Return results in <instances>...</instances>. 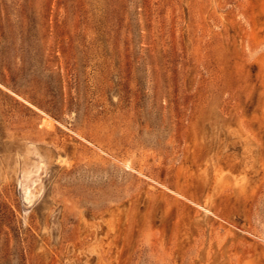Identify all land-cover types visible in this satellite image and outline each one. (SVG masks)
I'll return each instance as SVG.
<instances>
[{
  "label": "rangeland",
  "instance_id": "1",
  "mask_svg": "<svg viewBox=\"0 0 264 264\" xmlns=\"http://www.w3.org/2000/svg\"><path fill=\"white\" fill-rule=\"evenodd\" d=\"M0 264H264V0H0Z\"/></svg>",
  "mask_w": 264,
  "mask_h": 264
}]
</instances>
